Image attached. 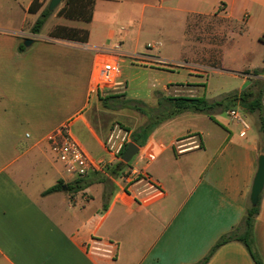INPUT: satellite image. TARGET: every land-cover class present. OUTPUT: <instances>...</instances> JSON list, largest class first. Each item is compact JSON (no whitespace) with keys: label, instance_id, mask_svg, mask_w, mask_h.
Segmentation results:
<instances>
[{"label":"crops","instance_id":"0c3cea01","mask_svg":"<svg viewBox=\"0 0 264 264\" xmlns=\"http://www.w3.org/2000/svg\"><path fill=\"white\" fill-rule=\"evenodd\" d=\"M49 1L30 12L33 0H0V264H201L221 237L244 232L264 154L260 111L238 103L248 128L229 107L177 113L116 168V148L108 150L106 141L125 108L109 102L137 109L195 97L211 72L238 82L225 95L262 93L264 105V75L254 74L264 68V0H94L89 21L59 15L66 5L60 0L35 34ZM209 17L231 24L230 39L259 43L261 66L221 68L228 42L219 63L209 64L210 42L206 48L187 37L193 18ZM26 39L33 42L25 46ZM117 45L125 87L98 91L94 66L115 57L103 49ZM64 122L92 158L107 163L104 172L78 178L64 170L44 139ZM145 151L152 161L141 158ZM130 169L147 173L162 193L137 176L124 180ZM58 183L60 190L44 193ZM252 238L264 264V188ZM205 264L255 263L233 240Z\"/></svg>","mask_w":264,"mask_h":264},{"label":"rangeland","instance_id":"374dc122","mask_svg":"<svg viewBox=\"0 0 264 264\" xmlns=\"http://www.w3.org/2000/svg\"><path fill=\"white\" fill-rule=\"evenodd\" d=\"M231 30V24L225 19L215 17L193 18L188 27L187 37L196 41L198 46L206 48L210 42L213 46V59L207 61L213 66L219 63L218 56L221 52V46L227 42L228 45L226 51H224V61L220 66L221 68L226 70H240L245 67L255 68L261 66L260 48H262V46L257 42H251V40L247 38L238 39L237 37H234L230 39L229 36ZM167 49V46L163 48L164 51H167ZM247 51L248 53H246ZM209 78V85L206 86L204 91L194 94L195 97H200L208 101L222 99L226 92L235 89L238 86L236 80L227 77H219L211 72L209 73ZM123 89H121V91H123ZM261 94L262 93H260V95ZM123 102V100H117L114 103L111 101L109 102L114 108H125L117 113L119 116L116 118L120 119L121 122H115L112 126L113 130H128V128H131L136 129L135 131H139L140 127L147 124L158 125L161 121L169 118V110L172 105V101L166 99L159 105L154 106L156 105V102H152L151 100L145 106L137 105L139 109H136ZM238 103L239 102L228 103V107L231 110L238 109ZM259 111V114L256 113L258 115L257 117H261V122H264V105H262V108ZM132 133L133 132L130 133V139H132Z\"/></svg>","mask_w":264,"mask_h":264},{"label":"trees","instance_id":"16d2710c","mask_svg":"<svg viewBox=\"0 0 264 264\" xmlns=\"http://www.w3.org/2000/svg\"><path fill=\"white\" fill-rule=\"evenodd\" d=\"M45 1L46 0H33L29 8V11L38 12L43 7ZM65 1H66V5L58 12L59 15L65 16L67 18L82 19L86 21H89L91 19L94 0H65ZM50 14L51 11L49 9L45 8L44 10H42L40 16L38 17V19L36 20V22L32 27L33 33L38 34L41 31L46 19ZM261 41H264V36L261 38ZM23 49H24L23 45H20V50ZM254 74L264 75V68L255 70ZM261 96L262 94L261 95L259 94L257 97H255V94L252 91L244 90L240 93L233 92L227 94L222 99L215 100L213 102H209L206 99L200 97L180 96V97L169 98L168 100L172 101V105L169 110V117L187 110L209 113L212 109L217 107L226 109L228 107V103H233V102H240L247 106L246 108L247 111L254 112L262 108ZM156 126L157 124H147L141 130L133 132L131 142H134L139 146L144 145L150 133L155 129ZM260 131L263 135V150H264L263 121L261 122ZM127 146L128 144H126L123 147L121 155H123ZM125 165L128 164L124 163L123 161H120L119 164L116 165V168H121ZM60 188H61V183H58L52 186L51 188L47 189L44 193L47 194L54 191H58L60 190ZM258 212H259V202L255 207L251 205L248 206L245 213V217L243 219L244 232L239 233L237 232V230H235L230 234L221 237L219 241L213 246L209 254L201 261V264H205L219 246L233 240L240 241L246 246L255 264H263L261 258L259 257L257 251L255 250L253 238H252V227Z\"/></svg>","mask_w":264,"mask_h":264},{"label":"built area","instance_id":"2783aa9c","mask_svg":"<svg viewBox=\"0 0 264 264\" xmlns=\"http://www.w3.org/2000/svg\"><path fill=\"white\" fill-rule=\"evenodd\" d=\"M107 53L114 54L115 57L105 58L99 60L93 70L94 87L101 92H109L114 90H121L125 87L123 81L120 80L121 66L118 57H120V45L115 46L113 49H103ZM229 114L237 119L244 128H248V124L244 116L237 109L229 110ZM106 141L108 150H115V155L122 161L121 152L123 147L128 144L130 134L125 130H114ZM120 134V135H119ZM45 141L49 145L50 151L55 158L62 163L64 170L75 177L83 178L95 172H104L107 168V163L101 160L92 158L83 148L82 144L73 134L70 122H64L59 127L48 132L45 136ZM122 140L118 147H115L116 140ZM179 146V149H182ZM182 151V150H181ZM141 158L147 161H152L154 155L148 151L141 154ZM132 176H137L145 181L150 189L161 194V190L156 184L151 183L147 173L130 169L122 174L124 180L130 179Z\"/></svg>","mask_w":264,"mask_h":264},{"label":"water","instance_id":"95a60500","mask_svg":"<svg viewBox=\"0 0 264 264\" xmlns=\"http://www.w3.org/2000/svg\"><path fill=\"white\" fill-rule=\"evenodd\" d=\"M60 0H50L48 4V9L50 11H53L57 5L59 4ZM33 40L26 39L24 41L25 46H29ZM245 107V106H244ZM139 152V146L135 144L134 142H129L126 150L124 151L122 155V161L124 163H129L131 159L138 154ZM264 188V154H261L259 156L258 160V169L252 184L251 188V194H250V203L251 206L255 207L257 206L259 202L260 195Z\"/></svg>","mask_w":264,"mask_h":264}]
</instances>
